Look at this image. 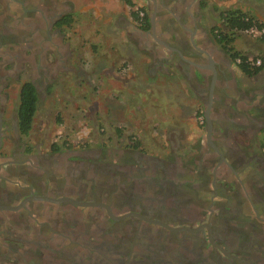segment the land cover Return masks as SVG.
I'll list each match as a JSON object with an SVG mask.
<instances>
[{"label": "flooded vegetation", "instance_id": "obj_1", "mask_svg": "<svg viewBox=\"0 0 264 264\" xmlns=\"http://www.w3.org/2000/svg\"><path fill=\"white\" fill-rule=\"evenodd\" d=\"M66 18L51 0H0V89L24 73L38 94L70 70ZM171 25L154 23V34L185 28ZM188 36L183 52L210 70ZM218 46L222 88L210 75L194 129L165 144L146 146L136 132L123 143L119 126L115 142L80 137L43 149L21 140L22 84L17 98L0 97V264H264V96L240 92Z\"/></svg>", "mask_w": 264, "mask_h": 264}, {"label": "crops", "instance_id": "obj_2", "mask_svg": "<svg viewBox=\"0 0 264 264\" xmlns=\"http://www.w3.org/2000/svg\"><path fill=\"white\" fill-rule=\"evenodd\" d=\"M51 1L55 8L66 13L70 19L71 24L67 29L75 22L96 24L93 29L99 32V37H92L93 51L87 54L91 63L89 71L93 76L92 82L100 88V98L105 106L108 104L109 111L106 109L101 118L111 133L119 126H130L140 138L142 136V141L147 146L152 142L165 144L171 135L186 128L194 129L196 121L192 116L201 111V96L205 95L210 75H213L212 82L216 89L222 88L215 77V70L220 66L222 56L212 31L219 27L216 23L218 13L222 11L223 0ZM237 2L240 0L229 1L231 4ZM242 2L247 3L253 13L250 16L264 23V0ZM161 3L169 11L164 10ZM198 4L201 10L198 9ZM152 5L158 7L156 12L148 10V6ZM137 9L146 13L148 25L152 14L153 28L154 23L165 22L178 28V21L184 22L185 28L156 34L152 28L151 35L135 24L133 12ZM216 9L218 17L215 16ZM197 10L199 16L195 13ZM182 14L184 20L180 18ZM189 30L193 31L192 39L197 46L196 49L193 48V53L199 59L204 54L209 55L210 70L198 68L196 60L183 52V40L188 39ZM240 35L244 34H236L235 38ZM71 43L73 48L75 38L72 37ZM76 43L74 54L80 55L81 48L79 42ZM236 51L249 56L245 52ZM226 57H229L228 54ZM253 57L261 58L264 63L263 52H258ZM123 66H127V69L121 70ZM232 70L240 92L252 99L264 96V68L254 77H247L234 64ZM83 80L80 75L79 81ZM257 109L251 114L253 118H260L259 115L263 112ZM159 149L157 146L156 150Z\"/></svg>", "mask_w": 264, "mask_h": 264}, {"label": "rangeland", "instance_id": "obj_3", "mask_svg": "<svg viewBox=\"0 0 264 264\" xmlns=\"http://www.w3.org/2000/svg\"><path fill=\"white\" fill-rule=\"evenodd\" d=\"M229 1L230 0H223L222 10L238 7L239 10L247 14L251 13L247 3L242 2L244 0H240V2L235 4H231ZM259 12L262 11L259 10ZM215 13V16H217L218 9L215 10ZM219 18L216 26L219 25V27L223 28ZM81 23L82 22H75L69 29L65 28L64 35V40L68 43V49H70V53L72 54H74L73 49H77L76 42H79L78 44L81 48L80 55L71 54L64 64V69L70 70L60 72L57 79L51 85L43 87L38 91V103L32 127L28 138L25 140L21 139L24 142H29V144H41L43 149H48L51 144L60 145L62 142L73 143L80 140V137L90 143L115 142L117 140L116 135L111 133L101 121V117L98 118L101 123L98 122L97 126L99 128L97 130L95 129L94 122H92V118L98 116V114L103 116L106 109L108 110V104L105 106V103L98 93V89H100L99 86L94 85L91 80V78H93L89 71L91 63L89 56H87L88 53L93 51L92 46L94 43L92 37L94 35L95 37H99L97 36L99 32L93 29V26L96 24ZM17 27L23 28L16 24L15 28ZM72 37L75 38L73 48L71 43ZM94 47L96 48L97 45H94ZM233 47L235 50L237 49L238 51L245 52L252 57L258 52L264 53V43L245 34L235 38ZM82 48L84 49L82 50ZM10 49L12 50L11 47ZM25 55L26 52L22 54V57ZM11 66L12 63L7 64L5 69L11 71ZM83 69L85 71H83ZM122 69H127V66H123L121 70ZM80 75L81 78L84 79L83 81H79ZM28 79L29 77L27 74L21 73L19 80H12L8 83L6 88L0 89V97L5 94L8 96V99L17 98L20 85L23 81ZM79 82L82 84H79ZM120 127H123V125ZM123 130L124 132L122 135L120 134V136H118V138L123 136V143L127 142L126 136L129 134L134 137L136 136L135 134H131V132L134 133V131L130 126L123 128ZM79 132H87L88 135L86 136L84 133L80 135ZM259 141L264 146L263 135L259 136Z\"/></svg>", "mask_w": 264, "mask_h": 264}, {"label": "trees", "instance_id": "obj_4", "mask_svg": "<svg viewBox=\"0 0 264 264\" xmlns=\"http://www.w3.org/2000/svg\"><path fill=\"white\" fill-rule=\"evenodd\" d=\"M133 18L142 25L143 29H148L147 18H140L137 10L133 12ZM220 21L223 28L216 27L212 31L216 42L230 56L232 61L236 57L244 59V56L237 52L232 45L235 40V35L253 26L259 28L264 27V23L257 21L254 17L238 9H230L222 12ZM70 24L71 21L69 18L64 19L60 23L63 26H69ZM262 42L264 43V41ZM237 67L247 77H254L264 68V63L260 68L249 67L243 63ZM37 102L38 97L34 87L28 82L23 83L20 90V105L18 109V128L23 135H27L31 130Z\"/></svg>", "mask_w": 264, "mask_h": 264}, {"label": "built area", "instance_id": "obj_5", "mask_svg": "<svg viewBox=\"0 0 264 264\" xmlns=\"http://www.w3.org/2000/svg\"><path fill=\"white\" fill-rule=\"evenodd\" d=\"M142 16L143 14L139 13V17L141 18ZM241 33L248 35L254 39L264 41V27L259 28V27L253 26ZM234 63L236 66L243 63L253 68H260L263 65V61L261 58L252 57V56H244V59H242L241 57H236L234 60Z\"/></svg>", "mask_w": 264, "mask_h": 264}, {"label": "water", "instance_id": "obj_6", "mask_svg": "<svg viewBox=\"0 0 264 264\" xmlns=\"http://www.w3.org/2000/svg\"><path fill=\"white\" fill-rule=\"evenodd\" d=\"M152 28H153V22H152ZM191 44L194 45V40L191 38Z\"/></svg>", "mask_w": 264, "mask_h": 264}]
</instances>
